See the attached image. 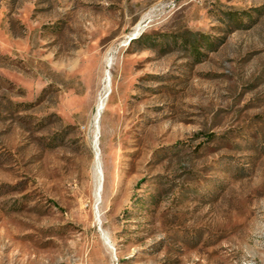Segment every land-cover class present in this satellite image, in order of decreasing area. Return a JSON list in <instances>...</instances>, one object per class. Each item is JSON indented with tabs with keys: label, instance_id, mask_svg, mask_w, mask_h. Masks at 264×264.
<instances>
[{
	"label": "rangeland",
	"instance_id": "rangeland-1",
	"mask_svg": "<svg viewBox=\"0 0 264 264\" xmlns=\"http://www.w3.org/2000/svg\"><path fill=\"white\" fill-rule=\"evenodd\" d=\"M0 264H264V0H0Z\"/></svg>",
	"mask_w": 264,
	"mask_h": 264
},
{
	"label": "bare ground",
	"instance_id": "bare-ground-1",
	"mask_svg": "<svg viewBox=\"0 0 264 264\" xmlns=\"http://www.w3.org/2000/svg\"><path fill=\"white\" fill-rule=\"evenodd\" d=\"M99 111V110H98ZM98 168V171H99V173H100V170H99V167H97ZM101 182V179H100V177H99V183ZM99 190V189H98Z\"/></svg>",
	"mask_w": 264,
	"mask_h": 264
}]
</instances>
